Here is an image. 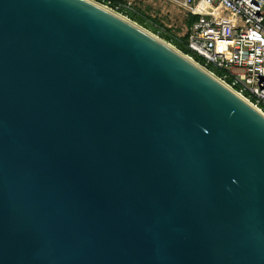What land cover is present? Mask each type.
Listing matches in <instances>:
<instances>
[{
	"label": "water",
	"instance_id": "water-1",
	"mask_svg": "<svg viewBox=\"0 0 264 264\" xmlns=\"http://www.w3.org/2000/svg\"><path fill=\"white\" fill-rule=\"evenodd\" d=\"M0 264H264V114L94 0H0Z\"/></svg>",
	"mask_w": 264,
	"mask_h": 264
},
{
	"label": "built area",
	"instance_id": "built-area-1",
	"mask_svg": "<svg viewBox=\"0 0 264 264\" xmlns=\"http://www.w3.org/2000/svg\"><path fill=\"white\" fill-rule=\"evenodd\" d=\"M164 1L187 12V46L201 66L264 114V0ZM102 5L126 18L139 10L135 0Z\"/></svg>",
	"mask_w": 264,
	"mask_h": 264
},
{
	"label": "rangeland",
	"instance_id": "rangeland-1",
	"mask_svg": "<svg viewBox=\"0 0 264 264\" xmlns=\"http://www.w3.org/2000/svg\"><path fill=\"white\" fill-rule=\"evenodd\" d=\"M135 2L137 9L148 17L159 20L176 37L184 38L187 36L188 16L183 8L164 0H135Z\"/></svg>",
	"mask_w": 264,
	"mask_h": 264
},
{
	"label": "trees",
	"instance_id": "trees-1",
	"mask_svg": "<svg viewBox=\"0 0 264 264\" xmlns=\"http://www.w3.org/2000/svg\"><path fill=\"white\" fill-rule=\"evenodd\" d=\"M100 4L107 3L108 0H94ZM127 13V17L132 20L133 22L141 25V27L145 28L146 30L151 31L155 35H158L161 39L165 40L166 42L172 44L175 46L179 51L184 53L185 55H188L192 57L197 63L200 65H206L205 61L194 54L187 46V36L184 38H178L175 35L171 33L169 29L164 27L159 20L152 19L145 15L143 12L138 10L137 12H130L125 11ZM190 23V20L188 19V24ZM209 69L213 71L214 69L210 66Z\"/></svg>",
	"mask_w": 264,
	"mask_h": 264
},
{
	"label": "bare ground",
	"instance_id": "bare-ground-1",
	"mask_svg": "<svg viewBox=\"0 0 264 264\" xmlns=\"http://www.w3.org/2000/svg\"><path fill=\"white\" fill-rule=\"evenodd\" d=\"M104 8H106V9L110 10L111 12H113L111 9H109V8H107V7H105V6H104ZM113 13H115V12H113ZM115 14H116V13H115ZM117 15H119V14H117Z\"/></svg>",
	"mask_w": 264,
	"mask_h": 264
}]
</instances>
